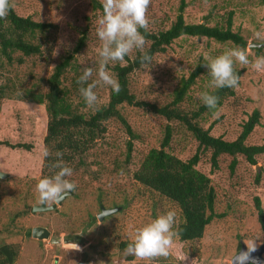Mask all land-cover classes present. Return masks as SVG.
<instances>
[{"label": "rangeland", "instance_id": "1", "mask_svg": "<svg viewBox=\"0 0 264 264\" xmlns=\"http://www.w3.org/2000/svg\"><path fill=\"white\" fill-rule=\"evenodd\" d=\"M93 1L102 5V0H11L16 16L52 27L42 35L25 38L32 45L39 46L38 54L24 57L16 51L11 54L9 62L0 55V87L6 94L0 100V116L9 121L5 137L14 125L13 105H23L26 92L45 93L44 81L53 68L71 54L70 65L60 78L61 86L69 92L70 101L79 113L94 110L86 104L81 106L83 98L78 89L86 84H77L84 67L94 70L88 82L96 79L95 69L102 59L99 56L102 42L96 35V20L103 12L91 8ZM184 3L182 16L187 24L203 23L207 18L209 25L223 26L227 13H231V31L246 42L249 60L255 58L249 45L261 42L256 33L264 36V6L258 0H184ZM178 5L179 0H151L147 12L148 30L155 32L166 29L174 20ZM82 33L85 35L84 44L77 53H73ZM232 47L235 46L204 38L177 39L162 54L155 55L148 68L142 67L129 76V90L139 101L159 105L168 103L180 79H185L198 62L206 63L207 57L221 55ZM137 51L130 52L128 58L131 59ZM259 55H264V51ZM17 59L21 60L20 64ZM123 64L110 62L108 71L113 75L111 68ZM234 69L240 71V76L233 96L227 98L211 115H204L199 125L209 129V134L214 137L232 141L239 134L240 125L257 108L260 119L246 143L263 145L264 69L254 70L251 64L241 65L239 62L234 64ZM210 79L209 69L204 67L180 107L195 110L203 102L199 94L214 88L210 85ZM108 90L109 87L102 85L94 89L99 105L107 102ZM122 112L139 137L137 141H132L128 163L125 164L123 160L128 137L117 122H111L106 135L95 146V154L86 159L90 162L92 176L77 171L68 177L76 188L65 196L60 205L42 201L36 192V184L40 180V155L18 152L20 168L0 166V173L6 175L0 179V244L11 246L16 257H22L20 264H49L53 256L49 250L52 245L47 239L41 241V245L45 246L40 247L37 241L26 238L25 233L36 226L46 228L54 238L59 239L60 246L63 244L62 247L53 245L59 247L61 259L58 264H100L101 261L103 264H129L134 258L125 254V247L119 249L118 245L129 243L137 228L168 210H175L171 203L131 180V174L137 169L145 151L150 147L158 148L166 122L132 107H124ZM170 127L172 136L166 152L183 162L187 161L195 153L196 143L177 124H170ZM99 150L105 151L106 156L96 154ZM236 161L233 175L230 176L229 157L220 156L217 169L213 170L208 152L199 154L195 169L210 180L215 193L213 214L222 217L213 218L197 241L182 244L174 238L168 258L137 260L136 264L174 263L182 252L196 254L199 264H230L242 245L246 249L255 247L256 250L264 244V231L257 223L253 201L254 198L258 199L264 217V155L255 158L254 166L241 158ZM255 175L258 176L257 183L254 181ZM40 205L56 207L45 212L31 211L32 207ZM100 207L115 210L98 220ZM65 237L68 240L77 237L78 242L65 244L67 242L62 241ZM129 257L132 259L127 262ZM30 258L33 259L31 262L28 261Z\"/></svg>", "mask_w": 264, "mask_h": 264}, {"label": "trees", "instance_id": "2", "mask_svg": "<svg viewBox=\"0 0 264 264\" xmlns=\"http://www.w3.org/2000/svg\"><path fill=\"white\" fill-rule=\"evenodd\" d=\"M258 1L264 6V0ZM184 7V0H179L174 20L166 29L155 32L140 30L148 41L145 51L152 58L162 54L180 38H204L219 44L229 43L246 48L244 39L231 31V13H227L223 26L209 25L206 22L207 18H204L203 23L187 24L184 23L182 16ZM91 8H98L103 12L102 5L96 1H93ZM51 27L47 23L18 17L11 9L6 20L0 19V55L9 62L11 54L16 51L24 57L38 54L39 46L32 45L28 39L33 38L35 34H44ZM26 37L28 39H25ZM84 40L85 35L82 33L72 50L73 53H77L82 48ZM250 50L255 57L264 51L263 48L257 47H251ZM141 55L142 53L137 51L131 59L125 56L123 65H115L111 68V73L121 85V92L116 94L109 87L107 102L86 114L77 111L70 101L69 92L61 86L60 78L73 58L72 54L66 56L44 81L45 93L26 92L24 104L13 105L14 125L10 127L6 137L4 134L9 121L0 116V166L18 169L21 163L18 162L17 153L34 152L41 156L40 179L54 177L59 171L57 164L60 160L56 153L61 151L63 160L73 169V173L79 171L83 175L92 176L93 173L89 170L90 162L86 159L95 154L93 152L96 151L95 146L106 135L111 122H117L128 137L123 159L127 164L132 152V141H137L139 137L125 119L122 108L139 109L146 114L164 119L166 125L158 148L150 147L145 151L137 169L131 174V180L148 192L157 194L175 208L177 213L175 227L179 231L176 237L178 242L184 244L197 241L201 239L205 227L213 218L222 217L213 214L215 193L210 180L195 169L199 154L208 152L209 164L213 170L217 169V159L220 156L229 157L230 176L233 175L237 158L244 159L247 164L254 166L255 158L264 155V144L254 146L246 142L254 127L258 125L260 113L257 108L252 110L246 121L240 125L239 134L232 141L214 137L209 134V129H203L199 125L202 117L211 115L227 98L232 97L234 89L213 88L208 91L210 95L219 98L217 107L213 110L205 107L203 102L195 110L181 108L180 104L187 96V92L203 73L204 62H198L185 79H180L177 87L171 92V100L168 103L159 105L139 101L129 90V76L142 68L139 62ZM20 62L21 60L17 59V63ZM234 71L240 76V71L235 69ZM4 97L6 94L0 87V100ZM81 106H85L83 99ZM173 123L183 128L196 143L195 153L184 162L166 152L172 136L170 124ZM45 149L49 152L47 158L43 155ZM96 154L102 157L107 153L99 150ZM94 158L98 157L94 156ZM254 181L257 183V175ZM253 201L257 223L264 231V217L260 203L257 198ZM126 246L127 243L122 242L118 248L123 249ZM196 256L194 253L182 252L177 255L174 263L164 264H199V258ZM131 259L132 257H129L126 261L129 262Z\"/></svg>", "mask_w": 264, "mask_h": 264}, {"label": "clouds", "instance_id": "3", "mask_svg": "<svg viewBox=\"0 0 264 264\" xmlns=\"http://www.w3.org/2000/svg\"><path fill=\"white\" fill-rule=\"evenodd\" d=\"M151 0H102L103 14L96 20V35L102 42L99 49V56L102 58L99 66L95 69L96 79L88 82L93 77L92 67L81 69L77 84L84 85L78 91L86 106L95 109L99 105V98L94 91L98 85L110 87L111 90L119 94L121 85L108 71L110 62H123L133 50L142 53L139 62L140 66L148 68L152 63V56L145 51L148 43L141 29L147 32L149 20L147 12ZM14 7L11 0H0V19H7L10 10ZM256 37L261 42L253 47L264 48V36L256 33ZM207 62L203 65L209 69L210 85L216 89L235 88L239 82V76L234 71V64L249 65L254 70L264 69V55H258L253 60H249L247 50L241 46L226 49L221 55L207 57ZM205 107L213 110L217 107L219 98L210 95L207 91L199 94ZM60 158L57 167L59 171L54 177H45L36 184V192L44 202H59L76 188L74 182L68 177L73 175V169L68 167L63 160V152L57 151ZM45 158L49 156L47 149L44 150ZM177 213L168 210L166 213L157 216L150 223L141 228H137L131 241L127 243L124 252L134 259L129 264H136L137 260L150 261L154 258H168L170 248L174 238L178 237L179 231L176 226ZM255 251V247L248 248V253ZM241 254L240 260L248 262L249 254ZM100 264H103L101 261Z\"/></svg>", "mask_w": 264, "mask_h": 264}, {"label": "water", "instance_id": "4", "mask_svg": "<svg viewBox=\"0 0 264 264\" xmlns=\"http://www.w3.org/2000/svg\"><path fill=\"white\" fill-rule=\"evenodd\" d=\"M249 47H253V45H249ZM5 177H6V175L0 173V179H3ZM62 200H60L59 202H55V205H60V203H61ZM55 205H51L50 207H46L44 205L35 206V207H32L31 211L32 212H45V211H50V210H52L53 208L56 207ZM99 210H100V213L97 216V219L98 220L102 219L104 216H107V215L112 214L115 209L106 210V209H103L102 207H100ZM30 236H31L32 239H35V240H41V239L44 240V239L47 238L48 232H46L42 228L35 227V228H32L31 229ZM263 251H264V244L261 245L255 251H252L251 253H248V249H246L242 245L240 247L239 252L231 259L230 264H264V258L261 256ZM245 253H248L249 254V260H248V262H245V261L240 260L241 254H245ZM6 256L8 258V254L7 253H6Z\"/></svg>", "mask_w": 264, "mask_h": 264}, {"label": "flooded vegetation", "instance_id": "5", "mask_svg": "<svg viewBox=\"0 0 264 264\" xmlns=\"http://www.w3.org/2000/svg\"><path fill=\"white\" fill-rule=\"evenodd\" d=\"M36 227H38V226H36ZM33 228V227H32ZM31 228V229H32ZM35 228V227H34ZM40 228V227H39ZM42 229H44L46 232H48V230L46 229V228H44V227H41ZM31 229L27 232V233H25V235H26V238L28 237V238H31V236H30V231H31ZM32 239V238H31ZM48 241H49V243H51V245H52V247H49V250H51L52 251V258L49 260V264H58V262L60 261V252H59V250L57 249V248H59V247H62L63 246V244H62V246H60V241H59V239L58 238H54L49 232H48V236H47V238H46ZM46 239H44V240H46ZM33 240H35V239H33ZM65 241V242H67V243H65V242H63V243H65V244H68V243H71L72 244V242L71 241H73V242H78V238L77 237H74V238H72V239H70V240H68L66 237L65 238H63L62 239V241ZM35 241H37L38 242V246H40V247H44L45 245H41L42 244V242H43V239H41V240H35ZM42 241V242H41ZM53 245L54 246H59V247H53ZM6 253L8 254V258H7V256H6ZM59 253V254H58ZM264 253L262 252V257L264 258ZM17 256V254L15 255V253H14V251H13V249H12V247L11 246H8V245H5L4 243H1L0 244V264H20V263H22V260H20L22 257H16ZM33 260L32 258H30L28 261L29 262H31V261ZM21 261V262H20ZM28 262V263H29ZM47 264V263H46ZM77 264H85V263H83V262H78Z\"/></svg>", "mask_w": 264, "mask_h": 264}]
</instances>
